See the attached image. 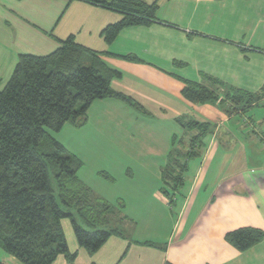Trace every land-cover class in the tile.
<instances>
[{
	"label": "crops",
	"instance_id": "0c3cea01",
	"mask_svg": "<svg viewBox=\"0 0 264 264\" xmlns=\"http://www.w3.org/2000/svg\"><path fill=\"white\" fill-rule=\"evenodd\" d=\"M142 1L156 3L157 23L125 28L106 44L101 31L120 20L116 13L80 1L0 0V91L20 54L47 55L56 49L55 39L73 36L119 73L110 82L111 90L143 109L121 100H98L88 109L84 126L63 127L75 137L66 144L63 133L58 142L82 168L81 155L101 158L119 151L131 156L124 178L132 184L128 169L133 167L134 188L146 193L135 202L158 209L146 210L141 218L140 234L146 238L111 236L92 255L72 241L75 264H264V239L244 252L224 240L227 232L240 228L264 232L263 114L253 115L254 124L245 116L229 115L221 101L193 104L181 94L186 82L210 88L215 83L233 92L264 88V0ZM126 56L135 60L122 58ZM259 106L264 107V98L252 108ZM190 123L210 130L201 133L185 126ZM79 130L85 132L83 139L76 135ZM219 135L236 142L221 144ZM108 139L118 144L105 154L101 147L106 149ZM179 154L191 156L181 160L186 170L174 218L161 189L170 159ZM109 160L114 164L110 158L102 163ZM81 169L78 179L84 184ZM125 210L121 215L134 224ZM56 262L67 264L63 257Z\"/></svg>",
	"mask_w": 264,
	"mask_h": 264
},
{
	"label": "trees",
	"instance_id": "16d2710c",
	"mask_svg": "<svg viewBox=\"0 0 264 264\" xmlns=\"http://www.w3.org/2000/svg\"><path fill=\"white\" fill-rule=\"evenodd\" d=\"M73 1L120 16L119 21L101 31L106 44H111L125 28L157 23L156 3L68 0ZM55 40L56 49L47 55L20 54L0 91V248L20 264H53L59 256L67 264H74L77 255L68 249L61 224L64 219L72 225L78 246L89 255L111 236L125 238L112 221L125 220L122 216L117 219L122 206L117 208L98 199L78 179L81 161L49 132L59 133L66 124L81 128L87 121L88 109L98 100L116 99L137 111L143 109L111 90L110 82L119 78V73L108 69L99 53L77 44L73 36ZM122 58L135 60L130 56ZM211 86L220 89L215 83ZM220 90L225 91V97L210 87L186 82L181 94L193 104L221 101L229 107V115L237 116H244L264 98V88L257 93ZM185 126L201 133L210 130L198 123ZM187 154L171 158L166 168L161 193L169 206L175 203L183 184L186 165L181 160L191 156ZM263 239V231L250 227L224 236L238 252ZM135 243L159 248L151 242Z\"/></svg>",
	"mask_w": 264,
	"mask_h": 264
},
{
	"label": "rangeland",
	"instance_id": "374dc122",
	"mask_svg": "<svg viewBox=\"0 0 264 264\" xmlns=\"http://www.w3.org/2000/svg\"><path fill=\"white\" fill-rule=\"evenodd\" d=\"M211 89L216 90L215 93H217V94L222 93V97H225V95H226L225 91H221L220 89H218L214 86H212ZM231 94L228 93V96H231ZM255 113L256 114H263L262 117H264V107L259 106V107H256L255 109L254 108H252L251 110L249 109L244 115L245 116L244 120H246V117H247V118H250L251 120H253L254 121L253 123L256 124V117L253 116ZM252 117H253V119H252ZM87 122H88V120L86 121V123ZM66 126H69V125L66 124L64 126V128ZM133 127H135V126H133ZM236 127H237V125H236ZM64 128H62V130H61L62 133H60L61 132L60 131L59 133L49 132V134L56 141H59L61 139V135L64 133L62 135V137L65 140V143L67 144L69 142H73V138L75 137V134L65 132ZM262 132L264 133V131H262ZM84 133H85L84 130H82V131L79 130V132H77L76 135H78L81 139H83ZM218 141L221 144L222 143L225 144V142L233 144L234 142H236L234 140L231 141V139H227V138H225V136H222V135H219ZM199 142L203 143V141L201 140V141H197L196 144H198ZM104 143H105L106 149H104V147H101V148H103L102 152H104L105 154H107L108 149L110 151H112L114 149V146L117 148V144H118L117 142L111 141L109 139L104 140ZM85 149L90 150L91 147H89V149H88V147H86ZM74 157L77 158L76 156H74ZM107 158H110L112 160L115 159L114 164L112 161L109 160V161H106L109 163L107 165H104L102 163V161L106 160ZM131 158L132 157L129 156L128 154H123L119 151H118L117 155H115V156L109 155V156H103L101 158L98 156H94L93 154L81 155V160L85 164V167L82 168L83 170L81 169L82 172L80 174L81 176L83 175L85 177L84 178V177L80 176V178L82 179L84 184L87 185L91 189L93 194H95V196L98 199H102L105 202H108L109 204L113 205L114 207L117 206V208L119 206H122V208H119L120 210H123L124 208H126L125 212H123V213L125 215L131 216L133 218L134 224L131 225V223H129L127 221L128 220L127 218H125V220L113 219L112 221L114 222V226L118 229V231L121 233V235H124L128 241L134 240V239L146 238L147 235L140 234V227H141V224L143 223L141 218L144 216L146 210H148L150 212H157L158 211V209H156L154 207V205L153 206L147 205V207H146L143 204L135 202V199H134L135 197L141 199L142 195L145 196L146 193L143 194L144 190L134 188L136 173H135L132 166H131L132 167L131 170L127 168L130 172L129 176H131L130 180H131L132 184L128 181L127 177L124 178L125 173L123 171V168L124 167L126 168L127 161H128V159H131ZM256 160L257 159H253V160H250V162L255 164ZM94 164H96V167L94 169H91V166L93 168ZM98 168H100L99 172H101V173H99L98 178L95 175L96 179L95 178L93 179L92 175L94 172H98V171H95ZM51 181H52V179H51ZM147 195L150 196V193H147ZM176 195H177V193H176ZM172 205L173 206H170L171 210H169L168 212L172 213L171 215H174L172 217L175 218L176 217L175 213L177 212V210H175V208H176L175 204H172ZM121 216L122 215L119 214V217H117V219H119ZM164 217H169V216L164 215ZM149 223H151V222H149ZM81 226H84V225H81ZM62 228H63V233L65 235V239L67 242L68 249L72 248V241H74L75 244L78 245L76 240H75L72 225L70 224L69 220L64 219L62 221ZM83 229H86V228H83ZM162 229H164V228H162ZM166 231L167 230L165 229V231L163 233H165ZM69 251H71V250H69ZM59 257H63V256H59ZM0 261L4 264H8V262H11L12 264L13 263L14 264H20L19 262L14 260L11 256H9L5 252H3V250L1 248H0ZM55 264H58V262H56ZM74 264H75V262H74Z\"/></svg>",
	"mask_w": 264,
	"mask_h": 264
}]
</instances>
